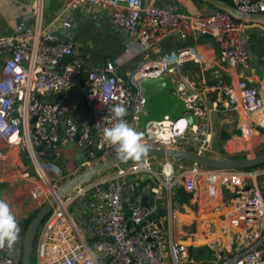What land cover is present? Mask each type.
<instances>
[{
  "label": "built area",
  "instance_id": "obj_1",
  "mask_svg": "<svg viewBox=\"0 0 264 264\" xmlns=\"http://www.w3.org/2000/svg\"><path fill=\"white\" fill-rule=\"evenodd\" d=\"M61 1L55 20L63 19L65 27L72 25L65 18L89 5L104 11L131 39L124 55L89 67L72 41H60L42 27V0L32 4L35 26L22 21L13 33L0 35V183L13 178L19 191L26 182L24 189L35 211L54 200L37 233L36 264H199L193 256L199 235L211 238L203 242L212 252L211 264H264V165L216 168L145 157L59 194L72 178L117 154L102 139L103 129L115 122L114 106L126 108L123 119L136 130L145 104L142 81L148 76H169L173 92L186 102L185 114L197 119L190 125L186 116L177 122L166 116L136 130L148 147L213 156L212 110L223 102L237 112L239 132L221 145L215 157L249 158L263 153L256 135L264 136V89L240 73L233 74L234 69L251 65L247 22L217 8L188 13L155 1ZM230 2L245 13H264V0ZM171 36L206 37L208 42L205 47L161 52V43ZM213 49L215 56H210ZM212 58L225 72L213 83L182 70L188 62L202 66ZM206 93L217 95L212 106L205 100ZM182 120L185 125L180 129L177 124ZM70 144L96 159L83 160L80 167L65 173L66 161L58 159ZM181 188L196 204L191 232L182 226L181 212L187 206L177 199ZM74 202L81 204L88 236L70 211ZM17 219L19 239L11 250L0 248V264H20L24 231L22 220Z\"/></svg>",
  "mask_w": 264,
  "mask_h": 264
},
{
  "label": "crops",
  "instance_id": "obj_2",
  "mask_svg": "<svg viewBox=\"0 0 264 264\" xmlns=\"http://www.w3.org/2000/svg\"><path fill=\"white\" fill-rule=\"evenodd\" d=\"M150 1L188 13H210L215 9L201 0H142L144 4ZM33 2L34 0H0V35L13 33L16 26L22 21L35 26L37 20L32 13ZM61 6V0H42L41 25L48 28L60 41H72L77 52L86 57L89 67H100L110 60L109 57L116 56L115 58H118L125 54L127 43L131 37L125 30L116 27L104 11L89 5L79 7L69 17L65 18L69 19L72 24L70 27H65L63 19L55 20ZM246 26V45L252 58L251 65L248 69L236 68L233 70V74L240 73L242 76H246L250 83L264 89V24L247 22ZM205 42H208L206 37H189L182 40L176 36H171L161 43V52L173 51L187 46L199 45L198 47H202ZM211 52L215 53L214 49ZM218 64L219 62L215 59L209 60L206 65L202 66L196 62H188L182 67V70L189 76L197 79L206 77L208 82L213 83L218 76L224 77L225 75L224 69ZM216 99L217 95L215 93H206L205 100L209 106H212ZM217 105L218 108L212 110L211 116V129L213 130L214 146L216 147L239 132L237 129V112L226 108L223 102H219ZM179 124L182 126L185 123L181 121ZM261 133L259 132L260 135L256 136L261 138L264 151V136ZM220 135L227 138L226 140L225 138L221 139L219 143ZM71 149V147L65 149L63 161H65V155H68L67 153ZM2 198L9 203L10 199L5 193H2ZM16 206H11L16 217H25L30 214L28 213L29 209H21ZM32 208L34 213L35 208L33 205ZM194 212L192 211V214ZM181 216L184 229H191L190 223L196 217H188L186 209L183 213L181 212ZM200 240L205 241V239Z\"/></svg>",
  "mask_w": 264,
  "mask_h": 264
},
{
  "label": "water",
  "instance_id": "obj_3",
  "mask_svg": "<svg viewBox=\"0 0 264 264\" xmlns=\"http://www.w3.org/2000/svg\"><path fill=\"white\" fill-rule=\"evenodd\" d=\"M205 1L214 8L228 12L236 20L248 23L258 22L264 24V13H245L239 10L228 0ZM202 47H205V44L202 45ZM210 56H215V54L211 52ZM81 86L83 88L86 87V79L81 81ZM142 87L144 89L143 96L145 98L144 112L139 116L136 130L144 129L150 122L164 120L166 116H169L175 122L186 116L190 125L197 123L195 116L189 113L185 114L186 102L173 92L174 85L169 76H148L143 79ZM146 157L175 158L216 168L242 169L264 165V152L249 158L222 159L187 149L148 147ZM133 161L134 160L131 159L127 161L121 160L117 154L111 155L107 159L96 162L81 175L72 178L60 189L59 194L63 195L70 191L78 184L77 180H79L82 176H84V178H80L82 180L80 183L88 181L99 173ZM142 200L143 204L148 203L147 196H144ZM53 204L54 200L50 199V201L38 210L30 223L27 225L23 235L22 256L20 259L21 264H32V257L34 255L35 242L39 227L51 211Z\"/></svg>",
  "mask_w": 264,
  "mask_h": 264
},
{
  "label": "clouds",
  "instance_id": "obj_4",
  "mask_svg": "<svg viewBox=\"0 0 264 264\" xmlns=\"http://www.w3.org/2000/svg\"><path fill=\"white\" fill-rule=\"evenodd\" d=\"M112 111L116 117L115 122L111 127L103 129L102 139L115 148L121 160L142 161L146 157L148 146L141 139V134L123 119L126 108L120 104L114 106ZM19 232V221L10 204L0 198V248L13 249L19 239Z\"/></svg>",
  "mask_w": 264,
  "mask_h": 264
},
{
  "label": "rangeland",
  "instance_id": "obj_5",
  "mask_svg": "<svg viewBox=\"0 0 264 264\" xmlns=\"http://www.w3.org/2000/svg\"><path fill=\"white\" fill-rule=\"evenodd\" d=\"M203 2L207 3L206 1H203ZM167 45H169V44H167ZM143 56H144V54H142L139 57H137L136 61H140L143 58ZM115 57L116 56H112V57H109V59H113ZM212 59L217 60V58H212ZM224 138L225 137H222L220 135V137L218 139V142L220 143V140L224 139ZM226 138H225V140H226ZM68 147H71L72 149H71V151L69 153H67L68 155H65V158H64L65 161H66V164L64 166L65 173H67L68 171H71L75 167H80V164H81V162L83 160H91V161H93V160L96 159L94 157H90L89 155L85 154L83 150L79 149L74 144H70ZM220 148H221V145H219L217 147L214 146L213 149H216V150L214 152H212L211 154H213L214 157L218 156ZM62 160H63V157L58 159L59 162H62ZM177 161L179 163H183V164H187V165L191 164V162H188V161H185V160L177 159ZM105 174H107V172ZM99 175L100 174H97L95 176L98 177ZM12 181H13V178H11L9 183H5V182L4 183H0V198H2V193H5L10 199L9 200L10 206L18 205V206H16L17 208L26 209V210L29 209L28 213H30V214L26 215L25 217L24 216L17 217V218H20L21 220L23 218H27L28 216L35 215L38 211H35L34 213L32 211L33 210L32 205L35 206V204L29 198L28 193L24 189V187L26 186V182H23L22 188H20L21 190L18 191L19 186L17 185V183L15 181H13V183H12ZM177 195L179 196L180 192H178ZM80 206H81V204H79L78 202H74L70 206V211H71L73 217L75 218L76 222L78 223V225L83 229L85 235L88 236V228L89 227L87 225V222L85 221L86 218L82 217V215H81ZM185 209L187 211V216L188 217H190V218H194L195 217V214H192V211H194V208L192 206V202L191 201H190V204H188V206L185 207ZM191 225L192 226L190 228L192 230V227L194 228L195 225L193 223ZM182 226H183V224H182ZM186 232H191V231H189V229H188ZM211 237H214V235H211ZM184 238H190V237H189V235H186ZM196 238H197L196 239V244H195V246L193 248V256L196 258L197 263H199V264H211L210 259H211L212 252L207 248V246L203 245V242H206V241H201L200 240V239L204 240L205 238L210 240L211 238H208V237L203 236V235H199ZM207 239H205V240H207ZM19 249H20V247L18 246V248L16 249L17 252H19ZM21 256H22V252H21L20 258H21ZM32 264H36V260H35V256L34 255L32 257Z\"/></svg>",
  "mask_w": 264,
  "mask_h": 264
},
{
  "label": "trees",
  "instance_id": "obj_6",
  "mask_svg": "<svg viewBox=\"0 0 264 264\" xmlns=\"http://www.w3.org/2000/svg\"><path fill=\"white\" fill-rule=\"evenodd\" d=\"M202 1H205V0H202ZM228 1L230 2V0H228ZM178 192H180V195L179 196L177 195V199L181 204L188 206V204H190V201H191L193 208L196 209V204H195V201L192 199L191 194L186 193L184 191V189H182V188L179 189ZM33 217H34V215L28 216L27 218H23L22 225H23V231L24 232L27 228V225L30 223V221L32 220Z\"/></svg>",
  "mask_w": 264,
  "mask_h": 264
},
{
  "label": "bare ground",
  "instance_id": "obj_7",
  "mask_svg": "<svg viewBox=\"0 0 264 264\" xmlns=\"http://www.w3.org/2000/svg\"><path fill=\"white\" fill-rule=\"evenodd\" d=\"M182 121H184V120H182ZM180 122H181V121H180ZM180 122H179V123H180ZM179 123L177 124L178 127H179L180 129H183L185 124L181 126V124H179ZM184 123H185V121H184ZM80 178L83 179L84 176H82V177H80ZM80 178H79V180H77V183H78V184L82 181ZM78 184H77V185H78ZM205 241H207V240H205Z\"/></svg>",
  "mask_w": 264,
  "mask_h": 264
}]
</instances>
